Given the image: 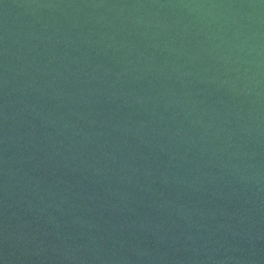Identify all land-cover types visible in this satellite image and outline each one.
<instances>
[{
  "label": "water",
  "instance_id": "1",
  "mask_svg": "<svg viewBox=\"0 0 264 264\" xmlns=\"http://www.w3.org/2000/svg\"><path fill=\"white\" fill-rule=\"evenodd\" d=\"M0 264H264V0H0Z\"/></svg>",
  "mask_w": 264,
  "mask_h": 264
}]
</instances>
